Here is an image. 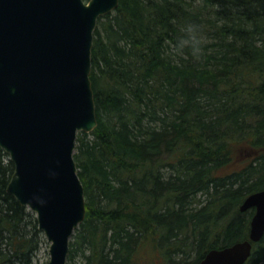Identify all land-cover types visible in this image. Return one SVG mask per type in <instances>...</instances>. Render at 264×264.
<instances>
[{"label": "trees", "instance_id": "obj_1", "mask_svg": "<svg viewBox=\"0 0 264 264\" xmlns=\"http://www.w3.org/2000/svg\"><path fill=\"white\" fill-rule=\"evenodd\" d=\"M90 81L97 124L73 157L85 214L66 264H197L248 238L264 188V0H118L97 20ZM0 264L46 243L6 191ZM244 264H264V234Z\"/></svg>", "mask_w": 264, "mask_h": 264}, {"label": "water", "instance_id": "obj_2", "mask_svg": "<svg viewBox=\"0 0 264 264\" xmlns=\"http://www.w3.org/2000/svg\"><path fill=\"white\" fill-rule=\"evenodd\" d=\"M118 0H0V147L14 165L6 191L35 213L47 264H65L84 218L73 158L78 131L97 124L90 81L93 31ZM247 239L208 250L197 264H243L264 234V188L248 194Z\"/></svg>", "mask_w": 264, "mask_h": 264}, {"label": "rangeland", "instance_id": "obj_3", "mask_svg": "<svg viewBox=\"0 0 264 264\" xmlns=\"http://www.w3.org/2000/svg\"><path fill=\"white\" fill-rule=\"evenodd\" d=\"M48 259H49L48 242H46L40 247V249L36 253L33 264H47ZM72 264H80V263L76 262Z\"/></svg>", "mask_w": 264, "mask_h": 264}]
</instances>
